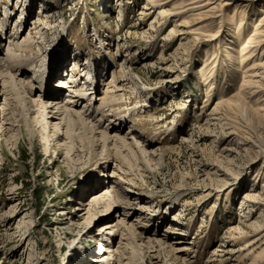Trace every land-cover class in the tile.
Instances as JSON below:
<instances>
[{
    "label": "rangeland",
    "instance_id": "374dc122",
    "mask_svg": "<svg viewBox=\"0 0 264 264\" xmlns=\"http://www.w3.org/2000/svg\"><path fill=\"white\" fill-rule=\"evenodd\" d=\"M126 1L0 0V26H8L0 73L22 67L38 78L43 70L58 71V61L64 73L75 58L87 57L95 70L86 78L93 73L98 95L88 94L82 117L104 132L116 126L142 149L157 151L153 163L148 154L134 167L110 151L102 171L109 174L120 161L123 171L115 177L135 194L131 211L146 205L136 195L146 197L155 226L174 238L182 231L189 247L176 257L163 246L155 255L137 246L138 264H264V88L243 86L247 68L264 64V46L245 62L248 53H240L264 0H215L176 18L166 12L180 0ZM233 11L247 12L249 26L239 35L227 19ZM193 19L186 34L176 33ZM13 38L22 43L18 49L9 46ZM113 70L123 91L109 88ZM73 76L72 95L83 98V71ZM11 93L12 104L0 113V264H88L85 252L95 249L88 235L99 223L65 225L63 212L72 210L82 179L98 169L101 144L90 142L87 129L86 138L73 136L83 156L80 173L63 150L47 148L41 124L28 121ZM32 115L39 119L35 110ZM231 128L238 135L223 136ZM248 192L257 196L242 205Z\"/></svg>",
    "mask_w": 264,
    "mask_h": 264
},
{
    "label": "bare ground",
    "instance_id": "6f19581e",
    "mask_svg": "<svg viewBox=\"0 0 264 264\" xmlns=\"http://www.w3.org/2000/svg\"><path fill=\"white\" fill-rule=\"evenodd\" d=\"M126 2L129 3L130 1L127 0ZM211 3H215V0H180L176 2V4L174 3V5H172L173 7L166 13L170 17L176 18L181 15L184 16L189 11L197 10L201 7H207V5ZM228 3V1H219L217 2V5L223 7ZM146 7L143 6V9H146ZM6 14L8 15L7 17H10V12H6ZM119 15L121 16V11L119 12ZM246 18L247 12L245 11H239L235 13L233 11L232 14H228L227 19L232 20L228 22H235L237 26L234 30L235 34L239 35L244 28L249 26ZM4 20L1 19L0 24L1 22H4ZM194 20L195 19L184 20L181 22L180 25H182L184 28H181L176 33L186 34L188 27H190L189 25L194 23L191 22L189 24L187 21ZM6 23H4L2 25V29H0V49L3 42L6 41L4 36L5 34L3 33V30L8 27ZM210 37L212 36H207V38ZM198 38L199 37H195L194 39L198 40ZM13 40L14 42L12 41V44H9V46L13 45V47L15 46V48L18 49L22 43L19 44V41L17 40V42L14 38ZM262 46H264V11L263 16L259 18L258 22L253 27L252 32L249 34L245 46H243L241 49V57H244L248 53V55H246L247 57L242 61L245 62L247 59L253 57L252 53ZM66 53L67 55L70 54V52H64L65 55ZM85 59L86 61H82L79 58H75L74 66L71 69V74H67V76L64 73H61L63 68L61 61H58V71L55 73L53 72V74L50 72L49 74L46 70H43L42 74L39 75L38 78H36L35 75L30 76V69L22 67L10 69L9 73H0V96H3V102L0 104V113H4L8 106L12 104L11 102L14 97L11 96L12 93L10 94V90L14 91L18 95H16L17 97L15 98H17L18 102L22 104L23 111L27 116L26 118L28 121L35 125L38 123L41 124V128L45 132L44 137L47 139V148L51 149L52 151L57 150L58 153H60V150H63L65 152V160L67 159L69 161H74L77 165H81L83 156L79 152V148L76 145L77 143L75 144L73 136L76 137L79 135L80 138H86L84 136H88V134H86L87 129V131L90 133V136H88L90 137V142H92L93 145L101 144L102 148L98 153L100 160H96L95 162V167L98 169L95 171V173H92L93 170L90 171V174L82 179V183H85V185L82 186V188H79V194H77L78 196L76 198L75 204L72 206V208H70L72 210H70L68 213L63 212L65 225L77 223L79 225L83 224V227L88 228L92 223H99L95 226L96 229L90 232L88 235V243L91 245L95 244V249H93L92 252H89L90 249L86 250L85 252L86 259H89L88 264H138L132 253L134 247L137 246H146L152 255H155V252L157 253V247L163 246L164 248L174 251L177 254L176 257H180V254H183L189 249L187 242H185L184 238L180 236L183 232H175V234H177V240V238H174V236L166 234L162 229L155 226L156 221L154 220V216L149 213L153 210H150V208L147 206V204L150 202L148 199H146V197L136 195L135 198L146 203V205H142L143 207H139L137 209L134 208V211H131V205L133 204L132 200L134 199L133 198L131 200V198L135 196V194H130V190L126 187H123V185H121L115 177L117 174H120V172L123 171L120 161L116 160L118 161V164L115 165L116 167H114L109 174H102V171H105V169L110 166V151L115 152L117 156L120 157V159L126 161L130 167H134L137 164V161L138 163L146 162L148 154L151 156L149 159L153 163L154 155L157 151L153 150L148 152L142 149L139 147V143L134 141L133 136L128 138V135L126 134L121 135L120 129L115 125L112 126L115 127L111 129V131H115L116 133L104 132L98 130L96 127H94V125H90L89 121L82 117L86 107V103L84 101L88 100V94H91L92 92L84 94L83 98H80L79 95H72V91H70L69 94H66V92L68 89H74L72 78L74 77L73 75L75 71L81 70L85 76L89 71L92 72L95 70L91 67V65H87V57ZM9 60L8 63L10 65L13 64L10 63ZM1 62L2 58H0V67ZM262 67L264 68V64H252L249 68H247L248 76L244 74L243 86L251 83L257 85L258 88L263 89L264 72L258 71V69H262ZM111 76L112 84L111 86L109 85V88H113V91H123V85L118 82V78L114 74V70L112 71ZM52 77L53 80H56L51 81ZM176 80L177 77L163 78V81L166 84L174 83ZM87 85L89 87L90 83ZM97 95L98 92L96 93V96ZM104 102L109 104L108 101ZM34 110L38 114L37 116L40 120L37 119L36 116L32 115ZM124 119L122 120L123 122L121 121V124H125ZM76 122L81 123L82 127L79 126L81 129L78 127L77 128L79 130L76 129ZM236 134L237 133L235 129H229L223 132V136H236ZM118 142L121 144L118 145ZM124 149L127 150L125 154L122 153V150ZM80 165H78L76 168L81 173V167H79ZM100 175L102 178H100ZM129 179L127 180L129 181ZM89 181H91V184L87 185V182ZM256 196L257 195L253 193H245V202L242 201V205L245 204L246 201L254 202L253 198ZM134 214H138V220L135 222H128L129 218ZM167 229H170V227L168 226ZM84 233H86V231ZM73 242L74 240L71 242V245ZM75 247L76 246L73 245L72 249L74 250ZM73 252L72 254L76 253V251ZM80 256L81 257L79 261L81 262L84 258L83 255Z\"/></svg>",
    "mask_w": 264,
    "mask_h": 264
},
{
    "label": "trees",
    "instance_id": "16d2710c",
    "mask_svg": "<svg viewBox=\"0 0 264 264\" xmlns=\"http://www.w3.org/2000/svg\"><path fill=\"white\" fill-rule=\"evenodd\" d=\"M41 192H38V193H35V197L37 198V199H39V200H41Z\"/></svg>",
    "mask_w": 264,
    "mask_h": 264
}]
</instances>
